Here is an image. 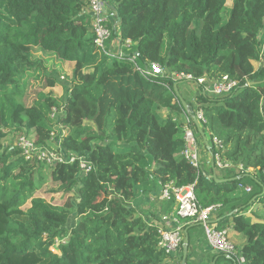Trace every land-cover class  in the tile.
Masks as SVG:
<instances>
[{"label": "trees", "instance_id": "trees-1", "mask_svg": "<svg viewBox=\"0 0 264 264\" xmlns=\"http://www.w3.org/2000/svg\"><path fill=\"white\" fill-rule=\"evenodd\" d=\"M105 1L115 15L110 41H133L127 59L98 54L89 0H0V264H183L159 249L158 227L140 210L167 184L195 185L202 207L220 205L216 227L243 236L246 264H264V0ZM132 54L166 75L146 79ZM244 58L260 67L243 72ZM68 64L71 81L61 79ZM172 73L194 83L174 82ZM223 75L238 80L228 95L190 86ZM30 79L60 85L64 94L31 93ZM61 107L65 117L53 121ZM199 109L208 141L209 130L225 144L235 139L234 167L213 168L217 179L191 167L182 127L162 114ZM32 132L40 148L60 144L87 156L90 171L77 162L28 161L5 146L10 135ZM49 181L58 190L43 192ZM255 206L263 212L256 219L248 215Z\"/></svg>", "mask_w": 264, "mask_h": 264}, {"label": "built area", "instance_id": "built-area-1", "mask_svg": "<svg viewBox=\"0 0 264 264\" xmlns=\"http://www.w3.org/2000/svg\"><path fill=\"white\" fill-rule=\"evenodd\" d=\"M87 12L92 17L95 45L98 54L112 59H127L126 51L132 49L133 41L130 39L122 42L119 40L110 41L112 36V30L109 26L111 16L108 14L107 2L105 0H89ZM261 56L264 58V42L261 47ZM128 60L146 79H156L159 76L166 75L164 67L160 64L147 63L144 66H140L136 54L129 56ZM170 76L174 82L186 80L194 83L191 75L172 73ZM62 80H66V78L62 77ZM196 85L199 87V94L220 97L232 93L238 85V80L229 75H223L218 80L199 79ZM65 114V108H55L51 114V119L58 121L64 118ZM185 117L186 124L182 127L185 142L183 156L191 167L198 173H202V176L206 179H212L202 169L201 143L211 153L212 150L215 151L214 154L212 153V169L226 170L234 167L232 163L224 160L220 155L224 150L223 141L217 137H214L212 141H208L206 136L204 138L201 135L200 130L203 131L201 127L208 125L205 112L199 109L195 115H185ZM193 122L198 124L196 128L193 127ZM16 146L21 150L22 156L28 161L44 163L49 167L77 162L83 172L88 173L91 169V164L87 156L65 153L60 148V144L56 145L57 147L52 150L38 147L35 143L34 132L28 136L19 133ZM238 168L242 169L243 166L240 165ZM240 187L247 192L251 191L249 187H243L242 185ZM150 198L154 200L153 202L158 200L173 204L172 211L164 214L160 218V223H156L154 220L152 221L158 227L160 236L159 249L163 250L166 255L174 259L178 253H181L187 226L201 225L205 238L214 251L224 257L230 258L234 264H246L245 257L241 251H238L236 245L231 240L230 230L228 228L219 230L215 225L216 221H214V217L221 206L202 207L195 195V185H189L187 187H176L174 184L162 185L160 195L158 197L156 195H150ZM56 242L58 244V240Z\"/></svg>", "mask_w": 264, "mask_h": 264}, {"label": "crops", "instance_id": "crops-1", "mask_svg": "<svg viewBox=\"0 0 264 264\" xmlns=\"http://www.w3.org/2000/svg\"><path fill=\"white\" fill-rule=\"evenodd\" d=\"M108 14L110 16H114V11L111 9H108ZM212 163L213 161L209 162L206 161L203 164V171H205L207 173L208 176H211L212 178L215 175V172L212 171ZM219 175L221 176V172H218ZM154 200L152 198L149 197L148 200H145L143 205L140 206V210L145 214V216L148 218L149 222L152 223V221L154 220L156 223H160V218L164 215V214H168L172 211V206L170 205V203H166V202H160L161 204H159V206L153 202ZM155 203V204H154ZM147 207V208H146ZM258 210H256L255 208H253V210H251V212L248 213L249 216L253 217L254 219H256V216L258 214ZM214 221H216L215 217H214ZM195 226H192V230H190V241L194 242L193 244H189V249H188V256L187 259L185 260V263L183 264H227V262H223L224 260L220 259L219 255L217 254L216 251H214L212 249V247L208 244L207 240L205 239L204 235L200 237V239H198V233L197 230L195 229ZM230 230V234H231V240L233 241V243L236 245V247L238 248H242L245 244V239L243 238L242 235L238 234L237 232H235L231 227H227ZM188 232V233H189ZM206 242V243H205ZM182 259H181V253H178L175 257H174V262L178 263L180 261L183 262V257H184V252H182ZM225 261H228L231 259L224 257ZM233 261V260H232ZM234 264V262H233Z\"/></svg>", "mask_w": 264, "mask_h": 264}, {"label": "rangeland", "instance_id": "rangeland-1", "mask_svg": "<svg viewBox=\"0 0 264 264\" xmlns=\"http://www.w3.org/2000/svg\"><path fill=\"white\" fill-rule=\"evenodd\" d=\"M231 3H232V0H230L229 1V3H228V5H231ZM262 63H264V60H262ZM260 67V63H257V62H252V61H248L246 58H244V63H243V67H242V71L244 72H253V71H255V70H257L258 68ZM67 70H68V77L67 76H65V78L68 80V81H71L72 80V78H73V73H74V66L72 65V64H68V66H67ZM62 79V78H61ZM46 85V82H41V83H39V82H37V81H34V80H32V79H30V84L28 85L29 86V92H31V93H33L34 91H38V90H44L46 93H48V92H51V93H53L55 96H57V97H61L63 94H64V89L62 88V86H60V85H58V86H55V87H53V88H51V87H46L45 86ZM190 86H191V88H192V90L194 91V92H196V93H198L199 94V90H198V88H196L194 85H193V83H190ZM27 89H28V87H27ZM83 108V106L81 107L80 106V109H82ZM75 113H77V112H74V114ZM79 116H81L82 115V113L79 111ZM162 114L164 115V116H167V115H169V114H171V116L173 117V119L175 120V121H177L179 124H180V126L181 127H184V125L186 124V117H185V115H181V114H179V113H172V112H169L168 110H163L162 111ZM60 129V128H59ZM207 135H208V138H209V140L210 141H212V139L214 138V137H217L218 139H221V138H219L214 132H210V130L207 132ZM17 138H18V134L14 137L13 135H10L4 142H5V146H7V145H9L10 147H12V148H14L15 146H16V143H17ZM235 139H233L231 142H229L228 144H225V141L223 140V139H221V141H223V143H224V150L222 151V153L220 154L221 155V157L224 159V160H226V161H228V162H230V163H232L233 164V162L229 159L230 157H229V154L230 153H232V150H233V148H234V145H235V141H234ZM244 141H245V139L241 142V145H243V143H244ZM201 158H202V163L204 164L206 161H208L209 162V165H210V162L211 161H213V158H212V153L210 152V151H208L207 149H205V147L202 145V143H201ZM234 165V164H233ZM240 165V164H239ZM238 166V165H237ZM236 166V167H237ZM253 169L252 168H250L249 169V171H252ZM56 190H58V185L56 184V183H52L51 181H49L45 186H44V188H43V192H45V191H56ZM55 197H57L58 198V195H56ZM72 197H74L73 196V194H71L70 196H69V198H68V200L70 199V198H72ZM155 203L159 206V204H161L160 202H158V201H155ZM154 203V204H155ZM147 208V207H146ZM256 210L257 209H259L258 208V206H255L254 207ZM259 213V212H258ZM260 215H263V212H260L259 213ZM192 229H194V228H192ZM191 229V230H192ZM195 229L197 230V233H198V239H200V237L201 236H203L204 235V230H203V227L201 226V225H196V227H195ZM204 237H205V235H204ZM206 239V238H205ZM206 243V242H205ZM60 244V239H58V244L57 245H59ZM191 244H193L194 245V242H191ZM237 249H238V251H241V249L242 248H238L237 247ZM221 258L220 259H222V260H224L223 262H227V264H233V261L231 260H228V261H225V258H224V256H222L221 254H219V253H217Z\"/></svg>", "mask_w": 264, "mask_h": 264}, {"label": "water", "instance_id": "water-1", "mask_svg": "<svg viewBox=\"0 0 264 264\" xmlns=\"http://www.w3.org/2000/svg\"><path fill=\"white\" fill-rule=\"evenodd\" d=\"M175 89H176V92L178 93L177 85L175 86ZM200 133L205 138V134L203 133L202 130H200ZM215 179H217L216 176H215ZM218 182H221V181L218 180ZM189 244H190V238H189V234H188V229H186V231H185V239H184V243H183V252H184L183 263H185V260L187 259V256H188Z\"/></svg>", "mask_w": 264, "mask_h": 264}]
</instances>
